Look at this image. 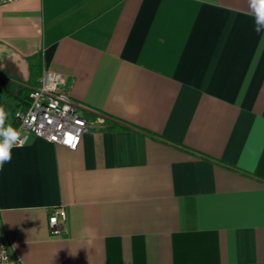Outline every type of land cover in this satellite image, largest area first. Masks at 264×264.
<instances>
[{
  "label": "crops",
  "instance_id": "0c3cea01",
  "mask_svg": "<svg viewBox=\"0 0 264 264\" xmlns=\"http://www.w3.org/2000/svg\"><path fill=\"white\" fill-rule=\"evenodd\" d=\"M253 29L248 0L0 3L8 125L20 89L47 69L89 122L76 149L31 137L0 170L17 263L264 264V40Z\"/></svg>",
  "mask_w": 264,
  "mask_h": 264
},
{
  "label": "built area",
  "instance_id": "2783aa9c",
  "mask_svg": "<svg viewBox=\"0 0 264 264\" xmlns=\"http://www.w3.org/2000/svg\"><path fill=\"white\" fill-rule=\"evenodd\" d=\"M20 0H0V3H11ZM82 106L71 97L66 77L53 70H44L38 84L28 92V105L13 113L16 129L21 131L24 145L31 137L60 144L69 149H76L82 134L89 127L88 120L81 114ZM55 137V139H53ZM73 137L72 143H67ZM75 144V147L72 144ZM65 212L55 208L48 218L50 233L57 235L59 219H64ZM0 264H18L13 256L4 231L0 226Z\"/></svg>",
  "mask_w": 264,
  "mask_h": 264
},
{
  "label": "clouds",
  "instance_id": "9594fccd",
  "mask_svg": "<svg viewBox=\"0 0 264 264\" xmlns=\"http://www.w3.org/2000/svg\"><path fill=\"white\" fill-rule=\"evenodd\" d=\"M207 2V0H206ZM249 8L254 17V31L264 40V0H248ZM7 110L0 106V170L12 160V149L22 147L21 131L6 125Z\"/></svg>",
  "mask_w": 264,
  "mask_h": 264
},
{
  "label": "rangeland",
  "instance_id": "374dc122",
  "mask_svg": "<svg viewBox=\"0 0 264 264\" xmlns=\"http://www.w3.org/2000/svg\"><path fill=\"white\" fill-rule=\"evenodd\" d=\"M4 88L6 89V87H4ZM0 97L2 99H4V103H1V105L4 106L6 108V110H7V113H8L7 125H8L10 123V121H11V118H12L11 114H12V110L14 108L15 102H14L13 98H11V97H6L5 95H1Z\"/></svg>",
  "mask_w": 264,
  "mask_h": 264
},
{
  "label": "trees",
  "instance_id": "16d2710c",
  "mask_svg": "<svg viewBox=\"0 0 264 264\" xmlns=\"http://www.w3.org/2000/svg\"><path fill=\"white\" fill-rule=\"evenodd\" d=\"M19 92H22L24 94V97L21 98V102L23 103V106L21 107L22 109H25L28 105V90L27 89H20ZM27 99V100H26ZM19 106H21V104L19 103L18 104ZM17 124H15V127L16 128Z\"/></svg>",
  "mask_w": 264,
  "mask_h": 264
},
{
  "label": "snow or ice",
  "instance_id": "6c2138e0",
  "mask_svg": "<svg viewBox=\"0 0 264 264\" xmlns=\"http://www.w3.org/2000/svg\"><path fill=\"white\" fill-rule=\"evenodd\" d=\"M53 139H55V137H53ZM74 140L73 137H68V139L66 140L67 143H72V141ZM73 147H75V144H72Z\"/></svg>",
  "mask_w": 264,
  "mask_h": 264
}]
</instances>
